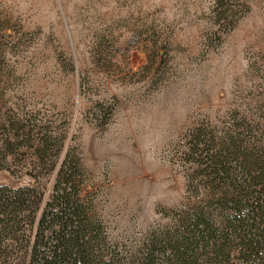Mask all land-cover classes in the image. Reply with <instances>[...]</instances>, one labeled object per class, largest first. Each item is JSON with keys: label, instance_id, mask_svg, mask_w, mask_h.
Masks as SVG:
<instances>
[{"label": "rangeland", "instance_id": "rangeland-1", "mask_svg": "<svg viewBox=\"0 0 264 264\" xmlns=\"http://www.w3.org/2000/svg\"><path fill=\"white\" fill-rule=\"evenodd\" d=\"M12 124L25 135L10 154ZM199 131L264 148V0H0V187L44 165L43 209L71 154L109 241L196 213L218 227ZM226 252L245 264L237 242Z\"/></svg>", "mask_w": 264, "mask_h": 264}, {"label": "trees", "instance_id": "trees-1", "mask_svg": "<svg viewBox=\"0 0 264 264\" xmlns=\"http://www.w3.org/2000/svg\"><path fill=\"white\" fill-rule=\"evenodd\" d=\"M11 127L5 141L13 154L25 134L15 124ZM202 135L199 131L191 151L205 155L201 164L210 171L208 185L226 212L221 226L196 213L180 229L176 225L146 231L133 247L123 239L109 241L102 218L80 196V166L70 154L43 209L44 165L28 168L33 185L0 187V264H204L200 261L208 248L214 249L217 264H230L226 248L234 242L245 264H264V148L245 147L230 136L217 144L214 136L205 141ZM49 141L37 149L39 154L49 153Z\"/></svg>", "mask_w": 264, "mask_h": 264}]
</instances>
